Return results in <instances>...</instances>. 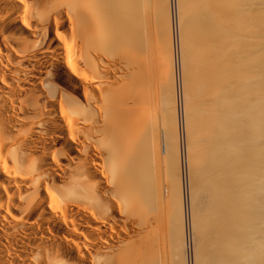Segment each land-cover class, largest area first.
Instances as JSON below:
<instances>
[{
    "label": "bare ground",
    "instance_id": "1",
    "mask_svg": "<svg viewBox=\"0 0 264 264\" xmlns=\"http://www.w3.org/2000/svg\"><path fill=\"white\" fill-rule=\"evenodd\" d=\"M168 1L0 0V264H264L260 0Z\"/></svg>",
    "mask_w": 264,
    "mask_h": 264
},
{
    "label": "rangeland",
    "instance_id": "2",
    "mask_svg": "<svg viewBox=\"0 0 264 264\" xmlns=\"http://www.w3.org/2000/svg\"><path fill=\"white\" fill-rule=\"evenodd\" d=\"M187 1H188V0H186V3H187ZM191 1H192V0H189V2H190L189 5H190V6H189L188 4H187V6H186L187 8L190 7L189 9H191V5L193 4V1H192V2H191ZM195 1H196V0H194V4H193V5H194V7H196V8H194L193 5H192V10H189V12H190V11H193V12L190 13V16L188 17V20H191V22L189 21V25H190V26H191V24L194 25V24L196 23V22H194V20L199 18V16H198L197 18H193V17H192V15H195V12H198L197 9L200 8V7L197 8V2H198V5H199V4L201 5V7H203L202 5H203V3L205 2L204 0H202L203 3L201 2V0H200V1L197 0L196 2H195ZM206 1H207V0H206ZM261 1H262L263 3H262ZM168 2H169V1H168ZM168 2H167V7L170 8V4L174 5V1H173V0H172L173 3H172V2H171V3L169 2V5H168ZM184 2H185V1H184ZM200 2H201V3H200ZM209 2H210V3H209ZM209 2L207 1L206 4H209L210 6H209V5H205V3H204L205 8H206V7H207V8L203 10V13L205 12V13L203 14L204 16L202 15L203 17L201 16V12H200V11H202V10H199V9H198L199 12H200V16H201L202 20H203L204 17H206V15H208V14H206V13H209V11H210L209 9H211L212 5L217 4V0H214V1H213V0H209ZM260 2H261V3H260ZM261 4H262V5H261ZM185 5H186V4H185ZM257 5L260 6L259 8H261V6L264 7V0H260V1H258L257 4H256V6H257ZM171 8H172V7H171ZM255 8L258 9V12H257L258 15H257V16L260 17L259 14H261V15L263 14V15H264V12H263L264 8H263V9L261 8V9H262L261 11H262L263 13L260 11V9H259L258 7H255ZM202 9H203V8H202ZM207 9H208L209 11H208ZM207 11H208V12H207ZM259 12H260V13H259ZM191 14H192V15H191ZM196 14H198V13H196ZM205 14H206V15H205ZM255 14H256V12H255ZM198 15H199V14H198ZM263 15H262V17H260V18H263V19H264V16H263ZM190 17H191V18H190ZM195 17H196V16H195ZM207 17H208V16H207ZM207 17L204 19L205 21H206ZM204 20H203V22H204ZM197 21H198V20H197ZM199 21L202 23L201 19H200ZM198 24H199V23H198ZM189 25H188V26H189ZM195 25H196V24H195ZM197 26L200 27L201 24H200V25H196V27H197ZM202 26H203V24H202ZM191 27H192V29H193V30L191 29V30L193 31V35L195 34V36H194L195 38H196L197 36H199V37L202 36V35H201V32L203 33L202 27L200 28V31H201V30H202V31H201V32H198V33H197V32H194V31H196V29H198V27H197V28H196V27H193V26H191ZM191 27H190V28H191ZM199 33H200V35H199ZM196 34H197V35H196ZM160 35H161V33H160ZM170 35H171V36H170V38H171V37H172V33H171ZM161 37H162V36H161ZM194 37H193V38H194ZM195 38H194V39H195ZM197 38H198V37H197ZM195 40H200V39L198 38V39H195ZM197 42H199V41H197ZM199 43H201V42H199ZM193 44H197V43L195 42V43H193ZM195 48H197V47H194V49H195ZM199 49H201V48H199ZM197 50H198V49H197ZM194 52H195V51H193V53H194ZM196 54H197V53H195V56H193V58H191V59H194L195 57H197ZM193 55H194V54H193ZM176 59H177V58H176ZM176 59H175V60H176ZM196 59H197V58H196ZM196 59H194L193 61H195ZM198 60H199V59H197V61H198ZM193 61H190V63H191L192 65L194 64ZM197 61H196V63H197ZM196 63H195V64H196ZM198 63H199V62H198ZM192 65H190V66H191V69H190V70L193 72V74H192L193 76H194L195 74H197V73H200V72L203 73V74H205V72L201 71L205 66L203 67V65L200 64V65H202V67H203V68H202L199 64L196 65L197 67H196V66H192ZM192 67H193V68L196 67V68H198V69H199V67H200V68H202V69H201V70H200V69H199V70L197 69V71H196V70L193 69ZM195 71H196V73H195ZM199 71H200V72H199ZM203 74H202V75L200 74V75L203 76V77H205V75H203ZM188 75H189V74H188ZM189 76H191V74H190ZM189 76H188V79H191V78H189ZM193 76H192V77H193ZM195 76H196V75H195ZM201 76H199V75L196 76V78H197L196 80L200 79ZM199 77H200V78H199ZM203 77H202V78H203ZM202 78H201V79H202ZM188 79H187V80H188ZM201 79H200V80H201ZM203 79H204V78H203ZM193 80H194V79H193ZM196 80H194L195 83H196ZM200 80H198L199 82L197 81V83H200V82H201L200 85L203 86L204 83L202 84V82L205 81V80H207V79L205 78V80H201V81H200ZM188 82H190V81H187V84L189 85L190 83H188ZM191 82H193L192 79H191ZM206 82H207V81H206ZM206 82H205V84L207 85ZM195 83H194V84H195ZM179 85H180V82H179V80H178V83H177V85H176L175 88H174V90L176 89V91H177V92H176L177 95H178L179 92H180V94L178 95V97H180V98H179V100H178V106H177V111H176V112H177V115H178V113H179V122H180V125L183 126V127L180 126V128H181V130H182V128H183V130H184L183 112H182V110H181V109H182V96H181V88H180ZM190 85L193 86V84H190ZM190 85H189V86H190ZM196 85H197V84H196ZM189 86H188V87H189ZM192 86H190V87L193 89ZM194 86H195V85H194ZM201 86H199V88H201ZM207 86H208V85H207ZM190 87H189V88H190ZM197 87H198V85H197ZM204 87H205V85H204ZM179 88H180V89H179ZM194 88L196 89V87H194ZM199 88H198V89H199ZM209 88H210V86H209ZM209 88H208V89H205V88H204L206 91H205V90H200V89H199V90H200L201 92L203 91L204 94H205V92L208 93V94H210L211 91H209V90H210ZM178 89H179V90H178ZM195 89H194V90H195ZM198 89H196V90H198ZM189 90H190V89H189ZM191 92H192V90H191ZM196 92H197V91H196ZM198 92H199V91H198ZM193 93H194V91H193ZM193 93H192V95H191V97H190L191 99H192V97H195V96H193V95H195V93H194V94H193ZM196 94H197V93H196ZM198 94H199V93H198ZM200 94H202V93H200ZM204 94L201 95V97H200V95H199V97L196 95V96L198 97V101H197V99L195 100V98H197V97H195L194 99H192L193 101H197V102H199V100H201L202 97H203V100H201V101H202L201 104L203 103L202 107H201V105L199 104L200 102L198 103V104H199L198 107L196 106V105H198V104H196L197 102H195V106L189 105V106L194 107L193 109H195V111L198 110V109H196V108H199V107H201V108L204 109V110H205L206 108H207V110L212 109V108H211V105H212V104H211V105L209 104L210 107L207 106V104H205V103H207V102H208V103H212L210 100H209V101H210V102H209V101H207L208 99H206V102H203V101L205 100V98H204ZM206 96H207V94H205V97H206ZM207 97H208V96H207ZM210 97H211V98H210ZM200 98H201V99H200ZM209 98H210L211 100H215L214 97L212 98V95H211V94H210ZM191 99L189 100V101H191L189 104L194 103V102H192ZM180 102H181V103H180ZM214 102H215V101H214ZM179 103H180L181 105H180ZM206 106H207V107H206ZM195 107H196V108H195ZM205 107H206V108H205ZM208 107H209L210 109H209ZM193 109L191 108L190 111L192 112ZM204 110H202V113H203ZM211 111H212V110H211ZM211 111H209V112H211ZM191 112H190V113H191ZM197 112H198V114H197V113L195 114V112H194V114L197 115V117L194 116V117H196V119H194V118L191 117V115H190L191 119L195 120V121H194L195 123H197V122H196L197 119H200V121H198V123L200 122V124H202V121L204 120V121H205L204 123H205V125H206V119H204V117H203V116L205 115V116H206L205 118H207V121H208L207 124H208V125H209V124H210V125H211V124L213 125V122H214L215 120H212L213 122L211 123V119H210V118L213 117L212 114H211L212 117L209 118V117L207 116V114L200 115V114H201L200 109H199V111H197ZM207 112H208V111H207ZM207 112H206V110H205V113H207ZM180 113H181V114H180ZM191 114H192V113H191ZM208 114H209V113H208ZM198 115H199V116H198ZM209 115H210V114H209ZM192 116H193V115H192ZM181 117H182V118H181ZM198 117H199V118H198ZM201 118H202L203 120H202ZM171 119H174V118L172 117ZM208 119H210V120H208ZM213 119H214V118H213ZM181 120H182V121H181ZM172 121H173V120H172ZM191 122L194 124V122H193L192 120H191ZM209 122H210V123H209ZM198 123H197L196 125H197V126L199 127V129H200L201 126H202L203 124L200 126V124H198ZM196 125L194 124V126H196ZM208 125H207V126H204V127H205V130L203 129L204 132L206 131V127H210L209 129L211 130V126H210V125L208 126ZM202 127H203V126H202ZM213 127H214V125H213ZM201 129H202V128H201ZM201 129H200L199 131H201ZM196 130L198 131V129H196ZM207 130H208V128H207ZM197 131H195V132L197 133ZM208 131H209V130H208ZM208 131H206L205 133L203 132V133H204V137H205V135L208 133ZM196 133H195V135H196ZM203 133L201 132V133H200L201 135L198 133V137L203 138V137H201V136H203V135H202ZM199 135H200V136H199ZM206 136H207V135H206ZM194 137H195V136L193 135V138H194ZM196 137H197V135H196ZM196 137H195V138H196ZM198 137H197V138H198ZM195 138H194V139H195ZM197 138H196V139H197ZM200 138H198L199 141H200ZM207 138H209V136H208ZM207 138H204V141L207 140ZM182 139H183V140H181V143H182L181 146L179 145V142H178V141H177V142H176V141L173 142V145H174V143H176V144H177V148L179 149V147H180V149H181V154H182V157H183V161L186 162V150H185V148H186L187 146L185 147V144H184V138H182ZM198 139H197V141H198ZM174 140H175V138L173 137V141H174ZM201 140H203V139H201ZM199 141H198V142H199ZM194 142H195V140H194ZM205 142H206V141H205ZM208 142H209V140H208ZM208 142H206V143L201 142V144H199V145H202V146H203L204 144H206V145L209 146L210 142H209V144H208ZM195 143H196V142H195ZM183 144H184V145H183ZM194 145H195V144L193 143V144H192V147H193ZM175 146H176V145H175ZM204 146H205V145H204ZM190 147H191V146H190ZM192 147H191V149H192ZM187 149H188V148H187ZM183 152H184V153H183ZM183 154H185V155H184L185 157L183 156ZM172 157H173V158L171 159L172 164L175 163L174 165H175V166L177 165L176 168H178V165H181V166H179V169H178V170L180 171L181 174L183 173L182 176L184 175L182 178H180L181 180H179V181H181V188H180V191L182 190V191H181V194L184 192V190L188 193V189H189L188 186H189V183H190V179L188 180V177H189L190 175L187 173V171H186L185 168L183 169L181 158L178 159L179 163L177 164L176 156L173 155ZM174 158H175V160H174ZM173 160H174L175 162H174ZM173 162H174V163H173ZM173 167H174V166H173ZM180 167H181V168H180ZM171 168H172V167H171ZM175 171H176V170H175ZM185 171H186V172H185ZM184 173H185V174H184ZM190 177H191V176H190ZM186 182H187V183H186ZM188 182H189V183H188ZM185 183H186V185H185ZM179 186H180V184H179ZM186 187H187V189H186ZM202 195H203V194H202ZM203 197H206V198H207L206 195L203 196ZM201 198H202V197H201ZM203 199H204V198L201 199V202H202V203H203V201H206V200H203ZM199 200H200V199H199ZM202 200H203V201H202ZM196 201H197V200H196ZM194 202H195V201H194ZM196 203H197V202H196ZM196 203H195V206H197ZM186 206H187V207H185V213L188 214V215H187V218L189 219V226H188V229H189V227H190V220H192V219H190V218H193V217H194L192 214H194L196 210L193 211V209H192L191 211L194 212V213H191V211L189 210V204L186 203ZM195 209H196V207H195ZM187 212H188V213H187ZM190 213H191V214H190ZM191 216H193V217H191ZM194 219H195V217L193 218V220H194ZM193 222H194V221H193ZM194 223H195V222H194ZM194 223H193V227H194L195 224H196V223H195V224H194ZM207 225H209V224H206V226H207ZM204 226H205V225H204ZM209 226H210V225H209ZM196 227H197V228H194L193 231H192L193 228L191 229V227H190L191 230L189 229L190 232L188 231V233H189L188 236H187V234H186V236H185V233L183 234V235H184V238H185V240H183V242L185 241L184 243H186V244H185L186 247H185V245L183 244V245H184V250H186V251H185L186 253L184 252L186 257H187V255H188V253H190L189 250H191V247H192V245H193V244H192V242H193V238L191 237V235L193 234L194 236H197V235H198V234H196V233H198L197 231H200V230H198V229H200V228H199L198 226H196ZM203 228H204V227H203ZM203 228H202V229H203ZM208 228H209L208 226H207V228L205 227V230H206L205 233H208V232H210V231L212 230V228H211V230H210V228H209V230H207ZM195 229H196V230H195ZM201 231H203V230H201ZM201 231H200V232H201ZM207 231H208V232H207ZM217 231H218V230H217ZM217 231H216V232H217ZM192 232H193V233H192ZM212 232H213V231H211V233H212ZM216 232H215V233H216ZM202 233H203V232H202ZM211 233H208V234H211ZM213 233H214V232H213ZM213 233H212V234H213ZM195 234H196V235H195ZM199 234L201 235V233H199ZM208 234H207V235H204V236H207V238H208V237L210 238V236H213V237L215 236V234H214V235H209V236H208ZM200 235L197 236L198 239H199V241H200L201 239L204 238L203 236H202V238H200ZM195 238H196V237H195ZM209 238H208V239H209ZM215 238H216V239H215ZM217 238H219V237H217V235L214 237V239L211 238V239H213V240H211L212 242H210V240L207 239V243H206V245L208 244L207 246H209V247H210V245H211L212 247H210V249H212V248L215 246V244H216V243H215L216 240L218 241ZM189 239H190V240H189ZM214 240H215V242H214ZM208 241H209V242H208ZM189 243H190V245H189ZM211 243H213L214 245H212ZM217 243H219V242H217ZM209 244H210V245H209ZM216 245H217V244H216ZM218 245L220 246V244H218ZM189 246H191L190 249H189ZM219 246H217V247H219ZM215 247H216V246H215ZM217 247H216V249H217ZM213 249H215V248H213ZM207 251H208V248H207ZM216 251H217V250H216ZM187 252H188V253H187ZM210 252L212 253V250H211ZM210 252H209V253H210ZM218 252H219V250H218ZM213 253H215V250L213 251ZM218 254H219V253H218ZM219 255H220V254H219ZM214 256H215V255H214ZM210 257H211V256H210ZM215 257H219V256H215ZM213 258H214V257H213ZM209 259H210V258H208V260H209ZM217 259H218V258H216V260H217ZM214 260H215V258H214ZM214 260L211 261V262H212L211 264H218V262H217L218 260H217V261L215 260L216 263L213 262ZM208 262H210V261H208ZM224 264H228V263H224Z\"/></svg>",
    "mask_w": 264,
    "mask_h": 264
}]
</instances>
